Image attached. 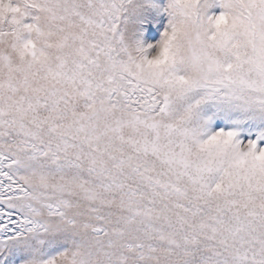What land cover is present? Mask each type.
<instances>
[{"label": "snow or ice", "instance_id": "snow-or-ice-1", "mask_svg": "<svg viewBox=\"0 0 264 264\" xmlns=\"http://www.w3.org/2000/svg\"><path fill=\"white\" fill-rule=\"evenodd\" d=\"M0 264H264V0H0Z\"/></svg>", "mask_w": 264, "mask_h": 264}]
</instances>
